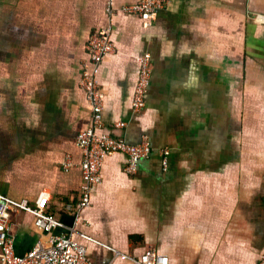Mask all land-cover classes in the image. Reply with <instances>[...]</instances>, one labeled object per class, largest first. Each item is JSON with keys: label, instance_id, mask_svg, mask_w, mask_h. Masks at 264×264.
Here are the masks:
<instances>
[{"label": "crops", "instance_id": "1", "mask_svg": "<svg viewBox=\"0 0 264 264\" xmlns=\"http://www.w3.org/2000/svg\"><path fill=\"white\" fill-rule=\"evenodd\" d=\"M137 1L0 0V195L52 214L56 235L73 226L65 206L84 184L78 136L93 124L80 80L112 2L116 51L98 73L103 132L131 144L149 136L154 151L134 174L125 154L106 159L76 239L94 264H134L148 248L169 264H259L264 0H170L150 26L119 11ZM145 52L154 70L147 106L135 113ZM11 213L17 256L47 243L35 214Z\"/></svg>", "mask_w": 264, "mask_h": 264}, {"label": "built area", "instance_id": "2", "mask_svg": "<svg viewBox=\"0 0 264 264\" xmlns=\"http://www.w3.org/2000/svg\"><path fill=\"white\" fill-rule=\"evenodd\" d=\"M170 0H139L123 5L119 11L124 14L137 16L150 26L157 19L161 10L165 9ZM109 13L110 24L104 30L91 35L88 51L90 64L86 66L80 80L81 87L86 91L93 124L90 129L81 132L78 136V147L83 155L82 171L84 184L81 188V198L76 205L68 204L65 209L72 214L73 226L62 235L54 234L61 226L52 215L44 213L42 207L33 208L28 200L20 202L9 200L0 195V264H94L88 255L87 247L81 244L76 236L82 213L91 206L92 195L102 183V170L105 161L117 153L127 157L125 171L134 174L138 170L139 162L148 158L154 151L149 136L144 135L135 144L124 138L114 137L104 133L105 93L99 79V69L109 53L116 51V41L113 38V22L117 11L111 2ZM140 71L136 83L132 108L135 113H141L147 106V96L151 77L154 70V61L150 52H145L140 58ZM124 125L120 122L118 127ZM163 163L167 164L168 149L162 151ZM72 167V157L68 156L64 165L65 170ZM5 200V202H4ZM12 209H23L35 214V228L48 237L47 243L39 242L37 246L24 256H17L14 249V223ZM134 264H169V256L154 249L148 248L138 258H132ZM259 264H264V256Z\"/></svg>", "mask_w": 264, "mask_h": 264}, {"label": "water", "instance_id": "3", "mask_svg": "<svg viewBox=\"0 0 264 264\" xmlns=\"http://www.w3.org/2000/svg\"><path fill=\"white\" fill-rule=\"evenodd\" d=\"M4 202H5V200H4Z\"/></svg>", "mask_w": 264, "mask_h": 264}]
</instances>
